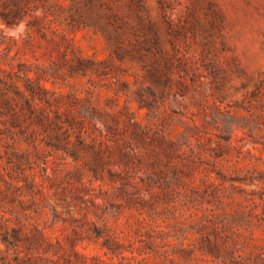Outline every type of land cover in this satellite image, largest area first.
I'll return each mask as SVG.
<instances>
[{"label":"rangeland","instance_id":"374dc122","mask_svg":"<svg viewBox=\"0 0 264 264\" xmlns=\"http://www.w3.org/2000/svg\"><path fill=\"white\" fill-rule=\"evenodd\" d=\"M73 250L264 264V0H0V264Z\"/></svg>","mask_w":264,"mask_h":264},{"label":"trees","instance_id":"16d2710c","mask_svg":"<svg viewBox=\"0 0 264 264\" xmlns=\"http://www.w3.org/2000/svg\"><path fill=\"white\" fill-rule=\"evenodd\" d=\"M97 235H99V234H97ZM5 241H6V240H5ZM45 250H46V249H45ZM45 250H44V251H45ZM73 253H74L76 259H74V260H69V261L66 262V264H84V263H85V262H83L85 257H84L82 254L78 253V252L75 251V250H73ZM163 256H164V257H167V252H166V251L163 252Z\"/></svg>","mask_w":264,"mask_h":264},{"label":"clouds","instance_id":"9594fccd","mask_svg":"<svg viewBox=\"0 0 264 264\" xmlns=\"http://www.w3.org/2000/svg\"><path fill=\"white\" fill-rule=\"evenodd\" d=\"M23 28V25H21V29ZM11 35H15V33H11Z\"/></svg>","mask_w":264,"mask_h":264}]
</instances>
